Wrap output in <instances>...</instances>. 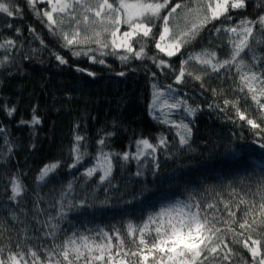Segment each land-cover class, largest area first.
Segmentation results:
<instances>
[{"label": "trees", "instance_id": "trees-1", "mask_svg": "<svg viewBox=\"0 0 264 264\" xmlns=\"http://www.w3.org/2000/svg\"><path fill=\"white\" fill-rule=\"evenodd\" d=\"M14 3L23 10L20 15L0 14V42L5 38L16 41L9 60L0 65V224L3 228L26 226L29 235H40L35 228L42 229L48 215L57 214L60 201L84 200L85 207L66 210L65 219L60 221L62 228L81 232L119 229L126 234L127 223L139 225L157 203L184 200L189 195L211 198L213 191H224L229 186L255 187L256 181L264 178L262 168L255 163L264 161V149L256 143L257 138L248 126L230 120L228 117L233 113L229 109L221 112L208 107L222 99L213 96L211 89H227L232 83L227 73L222 78L215 74L206 77L205 87L201 88L198 81L187 76L184 83L176 84V72L157 68L147 57L124 63L107 56L106 65L92 64L87 57L77 58L61 48L26 0H14ZM246 3L245 9L231 13L233 21L227 23L244 17L255 19L264 9V0H246ZM211 29L209 25L195 44L182 49L183 55L171 58L173 68L178 69L179 60L189 52L205 47L219 44L221 47L215 49L218 54L230 51L228 34H212ZM255 47L256 54L261 55L260 48L264 45ZM53 53L64 56L68 63L60 64ZM146 53L162 57L152 41L148 42ZM5 55L9 53L0 49V60ZM77 68L92 71L95 76ZM120 72L125 75H118ZM153 85L167 88L171 85L172 89L188 95L186 100H191L193 108L198 106L195 116L185 113L180 117L193 130L188 145L181 147L175 135L177 130L161 123L165 118L153 114L150 107ZM236 95L232 93L229 98ZM11 108L16 111L9 115ZM33 116L40 122L31 123ZM77 135L85 138L81 146L87 155L83 165L71 168L75 162L71 149ZM161 136L168 139L166 147L158 148L155 153L149 150L139 159H122L123 153L136 152L138 140L147 138L158 144ZM101 138L106 141L103 150L113 157L112 175L104 182L99 180L102 173L91 178L83 175L85 168L95 163L101 148L97 141ZM53 162H58L59 167L40 181L41 169ZM157 164L159 168L154 171ZM137 172L142 175H136ZM13 177H19L24 185L23 194L15 200L10 199ZM69 183L71 190L67 187ZM142 191L144 194L140 195Z\"/></svg>", "mask_w": 264, "mask_h": 264}, {"label": "snow or ice", "instance_id": "snow-or-ice-1", "mask_svg": "<svg viewBox=\"0 0 264 264\" xmlns=\"http://www.w3.org/2000/svg\"><path fill=\"white\" fill-rule=\"evenodd\" d=\"M26 3L58 39L61 48L77 58L87 57L92 64L106 65L104 57L107 56L124 63L147 57L157 68L176 72V84L184 83L187 76L198 81L201 88L205 87L206 77L215 74L222 78L227 73L232 83L227 89L212 88L213 96L222 99L208 107L221 112L231 109L233 115L228 118L248 126L257 138L256 143L264 149V47L260 48L259 57L255 47L264 45V9L255 19L244 17L227 23L233 21L232 12L247 7L246 0H26ZM22 11L14 0H0V14L13 17ZM209 25L212 34H228L230 51L218 54L215 49L221 47L219 44L205 47L189 52L186 58L179 60L178 69L173 68L171 58L183 55L182 49L195 44ZM30 31L35 32V29ZM149 41L168 59L147 56ZM15 47L14 39L5 38L0 42V49L9 53L0 60V65L9 60ZM53 55L60 64L68 63L64 56ZM192 62L200 65L201 71L194 72ZM77 71L95 76L87 69L77 68ZM168 89L172 86L168 85ZM232 93L238 95L229 98ZM150 107L161 112L183 107L190 116H195L198 108L189 106L183 98L173 97L171 91L165 96L163 90L154 92ZM15 111L11 108L8 114ZM39 122V118L33 116L31 123ZM161 123L177 130L175 135L181 147L189 144L193 131L190 124L170 119ZM84 139L80 135L75 137L71 149L75 162L69 166L71 168L84 164L87 155L81 146ZM97 143L101 148L95 163L86 167L83 175L91 178L102 173L99 180L104 182L112 175L113 157L103 150L104 138ZM167 144L168 139L163 136L158 144L142 138L136 142V152L131 155L125 152L122 159H139L149 150L155 153ZM58 167V162L45 165L39 180L44 181ZM158 168L157 164L154 171ZM67 187L71 190V183ZM23 192L20 178L13 177L10 199L15 200ZM143 194L142 191L140 195ZM59 203L57 214H49L42 229L35 228L40 235H29L26 226L8 229L0 224L3 228L0 264H264V178L256 181L255 187L229 186L224 191H213L211 198L189 195L187 199H177L161 206L139 225L127 223L126 234L119 229L83 232L64 229L60 221L65 219L66 210L85 207L86 201Z\"/></svg>", "mask_w": 264, "mask_h": 264}, {"label": "rangeland", "instance_id": "rangeland-1", "mask_svg": "<svg viewBox=\"0 0 264 264\" xmlns=\"http://www.w3.org/2000/svg\"><path fill=\"white\" fill-rule=\"evenodd\" d=\"M256 55H257L258 57L260 56L259 53H257ZM249 58H250V54H249ZM191 66H192V70H193L194 72H199V71H201V67H200V65L195 64L194 62H192V65H191ZM157 90H163L164 93H165V96H167V95L169 94V92L171 91V95H172L173 97H176V98H183V99H185V100H186V97H188L187 94H183L182 92H180L179 90H177V89H175V88L169 90L167 87L156 86V87L154 88V91H153V99H154V92L157 91ZM157 103H159V102H157ZM187 103H188L189 106L192 107V105H191V100H189ZM229 111L232 112L231 109H229ZM152 112H153V114H155V115H156V114H157V115H160L162 118L170 119V120H176V121H181V120H183V119H180V117H182L185 113H187V112H185V111L183 110V107H182L181 109H179V110H172L171 112H169L168 109H164L163 112H161V111H157V110H155V109H152ZM164 113H168V115L165 116ZM232 113H233V112H232ZM187 114H188V113H187ZM255 163H256V165H257L259 168H260V167L262 168V172L264 173V161H260V160H258V161H255ZM176 200H177V199H174V200H168V201H166V202H162V203H157V204L154 205L153 208L151 209L150 214H152V213H154L155 211L159 210V208H160L161 206H163V205H167L168 203H173V202H175Z\"/></svg>", "mask_w": 264, "mask_h": 264}]
</instances>
